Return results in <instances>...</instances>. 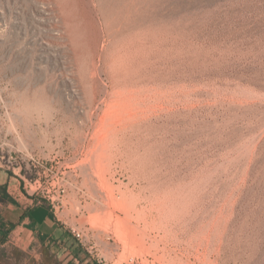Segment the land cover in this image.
<instances>
[{"label":"rangeland","instance_id":"1","mask_svg":"<svg viewBox=\"0 0 264 264\" xmlns=\"http://www.w3.org/2000/svg\"><path fill=\"white\" fill-rule=\"evenodd\" d=\"M0 264H264V0H0Z\"/></svg>","mask_w":264,"mask_h":264},{"label":"crops","instance_id":"2","mask_svg":"<svg viewBox=\"0 0 264 264\" xmlns=\"http://www.w3.org/2000/svg\"><path fill=\"white\" fill-rule=\"evenodd\" d=\"M32 214H33V217L35 219V221H33L34 222V228L35 229H36V226L37 225H40V227H41V225L42 226H44V225L45 226H49L50 225L49 224V221L50 220H51V223L52 222L53 223L55 222V219H52L50 217L49 212H47L44 207L34 208V210L32 211Z\"/></svg>","mask_w":264,"mask_h":264},{"label":"trees","instance_id":"3","mask_svg":"<svg viewBox=\"0 0 264 264\" xmlns=\"http://www.w3.org/2000/svg\"><path fill=\"white\" fill-rule=\"evenodd\" d=\"M2 197L3 198H7V199L9 198L8 195L5 192L3 193ZM11 201H12V199H11ZM33 210H34V208L28 209L25 216L28 217L31 220V225L34 227V222L33 221H35V219H34L33 214H32ZM49 215H50V217L52 219H55V217H54V215L52 213H49ZM38 233H40V231H38Z\"/></svg>","mask_w":264,"mask_h":264},{"label":"built area","instance_id":"4","mask_svg":"<svg viewBox=\"0 0 264 264\" xmlns=\"http://www.w3.org/2000/svg\"><path fill=\"white\" fill-rule=\"evenodd\" d=\"M77 236H79V233H76Z\"/></svg>","mask_w":264,"mask_h":264}]
</instances>
